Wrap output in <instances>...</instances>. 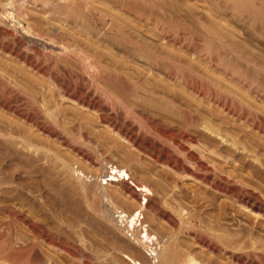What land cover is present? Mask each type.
Returning a JSON list of instances; mask_svg holds the SVG:
<instances>
[{
  "label": "rangeland",
  "instance_id": "374dc122",
  "mask_svg": "<svg viewBox=\"0 0 264 264\" xmlns=\"http://www.w3.org/2000/svg\"><path fill=\"white\" fill-rule=\"evenodd\" d=\"M7 1L0 0V18L5 20V24L0 22V30L8 31L12 36L8 37L0 32V71L6 68L5 75H13L23 86L37 93L36 99L40 100V105L44 97L50 112L47 115L42 108L37 123H45L50 135L38 131L24 120L0 111V264H130L124 258L126 256L134 258L140 264H153L154 260H151L146 250L128 241L115 222L106 220L105 212L110 206L105 202L93 205V198L89 200L84 194L85 187H92L94 190L98 186L97 180L102 176L106 162L125 167L136 183L140 181L149 185L154 197L148 202L144 216L149 223L150 232L158 239L166 241L164 246L177 243L180 251L186 249L192 242L186 234L187 230L195 234L237 240L238 237L224 235L222 229H229L233 234L243 229L253 230L261 238L258 245L264 246V219H253L246 211H238L233 195L219 193L211 187L215 180L214 175L226 177L238 187L246 188L264 200V174L254 172L255 168L250 159L252 154L241 153L240 147V152L234 153L220 144L218 138H207L199 128L195 134L197 146L183 145L195 153L209 172L203 173L194 169L188 173L183 170L175 172L156 165L148 150L123 140L95 120L91 113L71 101L76 85L81 88V92L87 91L91 98L99 99L92 88L81 86L79 79L71 78L64 74L65 72L62 76L63 81L65 80L63 86L69 92L65 94L62 89L55 87L56 68L54 59L51 58L58 54L59 50L51 46L46 37L56 35L54 37L58 36V39H74L83 48L90 47V50H97L101 56H106V45L94 44L78 26L81 21L102 28L99 15L103 13L104 18L108 16L106 19L123 22L128 33L140 32L145 36L154 37L156 29L137 22L136 18L100 0H13L14 3L5 6ZM127 2L139 9H149V6L161 7L162 10L157 9L155 14L167 22L168 30H175L183 38L184 46L180 51L172 46L165 50L204 75L205 79L193 77L195 83L199 84L198 87L204 83L207 88L213 89L218 84L223 90L236 93L253 104L256 99L246 95V89H240V86L230 79L211 69L201 55L206 53L207 45L214 57L220 56L223 61L237 60L234 52L240 51L250 55L248 63L239 62L245 69L252 72L257 65L263 68L264 25L260 24L261 15L257 17L258 20L251 22L246 13L233 14V4L224 3L222 0ZM253 5L256 9H264V0H253ZM65 9H70L74 14L65 13ZM19 12L25 17H19ZM27 23L35 29L39 27L36 32L44 34L43 37L33 38V35L23 31L22 27L25 28ZM215 34L220 36V40L213 36ZM188 43L194 44L197 50L191 52L190 47H186ZM117 60L122 62L120 58ZM123 64L125 73L139 80V84L149 86V89L157 88L159 91L166 89V93L180 100L182 104L186 103L196 116L213 119L229 134L237 136L247 150L257 155L259 162H262L260 164L264 166V139L251 133L241 122L219 113L207 99L193 95L182 83L153 78L131 62ZM58 65L64 69L60 63ZM32 67L49 72L53 81H46L44 77L37 76L38 86L32 84L34 88L31 87L28 78L34 74ZM263 71L264 68L262 74ZM185 77L190 78V74L185 72ZM49 85L50 92L47 90ZM102 86L110 89L107 84ZM4 97L9 96L6 94ZM19 99L20 97L15 95L10 98L13 104L22 108L25 103ZM150 104L133 103V119L124 115L118 108L108 109L107 114L112 115L114 120L118 119L124 127H130L138 140L160 144L182 161L181 154L172 148L171 138L163 137L160 127L155 131L145 128L148 125L154 127L155 123L176 125L152 110ZM100 107L107 110V104L102 101ZM49 116H53L52 119ZM88 117L93 122L87 125L85 119ZM181 129L189 131L183 127L182 122ZM173 134L177 132L174 131ZM19 135L36 143L38 151L17 145L18 140L15 141L14 138ZM59 158L65 159V166ZM74 170L83 171L87 179L78 178L76 173H73ZM97 177L98 179L93 180ZM157 184L162 187V191H156ZM102 187L106 193L115 190V187L108 185ZM228 187L234 188L230 184ZM121 188L134 197L132 188ZM113 204L110 215L116 209L124 210L125 213L128 211V206H122L116 200H113ZM177 211L180 216H177ZM190 216H193L192 219ZM189 219L193 222L190 221V225L187 224ZM11 253L15 255L11 257ZM156 260L159 263L162 261L159 255Z\"/></svg>",
  "mask_w": 264,
  "mask_h": 264
},
{
  "label": "bare ground",
  "instance_id": "6f19581e",
  "mask_svg": "<svg viewBox=\"0 0 264 264\" xmlns=\"http://www.w3.org/2000/svg\"><path fill=\"white\" fill-rule=\"evenodd\" d=\"M100 1L105 2L107 5H111L112 8L117 9L124 14H128L136 18L137 22L142 23L147 27L156 29V34H154L155 36L148 37L140 32L128 33L127 30H125L127 26L123 22L116 19H106L108 16L104 18V14L102 13L103 15H99L101 18L100 23L102 28L92 26L89 22L87 23L85 21H81L78 26L83 29V32L89 36L90 40H92L94 44L106 45V49L108 51L106 56L108 57L103 55L101 56L97 50H90V47L83 48L81 44L74 39L70 41L61 38L58 39V36L54 37L56 35L46 37V40L51 44V46H54L59 50L58 54H55L51 58L54 59V66L56 68L54 79L57 84L55 87L62 89L65 94L69 92L63 86L65 80L63 81L62 76L65 72L64 74L70 76L71 78L75 77L79 79L81 86H84L85 88L87 86L92 88L94 92L98 94L99 99L91 98L87 91L81 92V88L76 85L75 89H73V98L71 101L75 103L76 106L86 110L87 113H91L95 117V120H98L99 123L105 126L106 129L111 132H115L123 140H126L132 145H137L140 149L142 148L146 149V151L148 150L151 160L156 165L167 167L175 172L183 170L185 173H188L193 171L192 169L203 173L209 172L198 160L195 153L183 145L186 144L191 147H196L198 141L195 134L197 133V129L200 128L203 130L207 138H218L220 144L225 145L228 150L236 153L240 152L239 149L241 148V153L252 154L250 159L251 164L255 168L254 172H256V174H264V166L260 164L262 162H259L257 155L254 152L247 150L245 145L240 142V139L237 136L229 134L223 129L224 127L218 125L213 119L196 116L189 109V107L185 105L186 103L182 104L180 100L178 101L170 96L166 93V89L163 88L162 91H159L157 88L149 89L147 88L149 86L146 87L144 84H139V80L137 81L133 76L125 73L123 63H134L140 66L142 71L152 75L153 78H162L165 81L182 83L185 87L189 88L193 95L207 99L208 103H211V105L214 106L219 113H223L226 117H230L231 119H236L241 122L250 130L251 133H254L256 136H260L261 139H264V74H262V69L264 67L261 68L260 65H257L254 67L255 69L250 72L240 64L249 62V54L242 53L240 51L236 53L234 52L238 61L236 59L223 61L220 56L217 57L218 59L215 58L214 54L210 52V48L207 45V47L205 46L206 53L201 55V58H204L205 63L210 65L211 69L217 71V73L222 75L224 78H228L233 83L240 86V89H246L248 91V94L246 93V95H251L256 100L253 101V104H250L240 95L236 93L233 94L229 90H223V87H219L218 84L216 87H213V89L207 88L204 83L198 87L199 84L197 83V85L195 83L193 77L205 79L204 75H201L200 72L198 73L191 67L190 64L181 61V58L176 57L174 54L165 50L167 47L172 46L176 47L180 51L181 49H184V46L182 45L183 38H181L175 30H168L166 28L167 22L163 21L159 15L155 14L157 9H159L158 11L162 10L161 7L153 8L149 6V9H146V7L139 9L131 5L127 2V0ZM222 1L224 3L233 4V14L237 15L246 13L251 22L258 20L257 17L261 15L262 19H260V24L261 26L264 25V9L254 8L253 0ZM14 2L13 0H8L5 6H10ZM65 13L71 15L74 14L70 9H67ZM17 15H19V17L24 16L21 12ZM63 15L65 16V14ZM94 21L92 22L94 23ZM176 21L179 23L178 19ZM0 22L1 24H5V20L1 18ZM179 26L180 25H178V27ZM37 28L35 29L30 23H27L25 28L22 27V30L33 35V38H42L44 34H38L36 32ZM252 30L255 31V29ZM0 32L2 35L8 37L12 36L8 31L0 30ZM213 36H216V34ZM217 38L220 40L219 35ZM188 44L189 45L186 47H190L191 52L197 50L194 44ZM47 55L48 54H46V56ZM103 57L106 58L103 59ZM119 58L122 62L117 60ZM59 63L64 67L63 70L59 68ZM5 69L0 71V111L24 120L36 127L38 131L50 135L45 123L41 122L39 125L37 123L42 108L45 114L48 115V112H50L44 97L42 98L40 105V100L37 101L36 99L37 93H35L32 89L23 86L13 75H5ZM32 71H34V74L28 78L29 85L31 87L38 86L37 76L44 77L46 81H49L50 79L52 80L49 72L42 71L38 67H32ZM185 72L190 74V78L185 77ZM205 83L207 84V81ZM32 84L34 85L32 86ZM103 84H107L110 89H105L102 86ZM50 89L49 85L47 90L50 92ZM6 94H8V98L4 97ZM14 95L20 97L19 100H23L25 103L24 107L21 108L13 104V100L11 101L10 98ZM101 101L107 104V110L101 109ZM135 102L143 105L151 103L150 108L152 110L159 112L165 120L172 121L176 124L175 126H167L165 124L155 123L154 127H150L148 125L145 126V128L150 131H155L157 127H160L162 129V136L165 138H171L172 148L174 151L181 154L183 157L182 161L173 156V153L169 151V149H165L160 144H156L155 142L145 143L142 140H138L130 127H124L118 122V119L114 120L111 118L112 115L109 116L107 114L108 109L113 110L118 108L124 115L133 119L135 118V111L133 109V103ZM50 115L52 114L50 113ZM52 117L50 118L52 119ZM90 117L85 119V123L87 125L93 122ZM181 122L183 127L185 129H189V131L181 129ZM78 128H80V126ZM66 131L68 132V130ZM174 131H176L177 134H173ZM14 140H18L16 143L17 145L24 146L27 149H33L34 152L38 151L36 143H33L31 139H27L22 135H19L14 138ZM45 152H48V150H45ZM59 161L63 166H65V159L59 158ZM91 163L95 162L91 161ZM109 165L114 172H117L116 175H111L109 173ZM73 173H76L78 178L81 177L83 179H87V176L83 171L74 170ZM102 173V176L111 175L109 178L110 180L104 183L101 182L102 176L99 179V176L94 178L93 180L98 179V186L94 188V190L91 185V188L85 187L84 194L88 196V199L93 198L91 201L93 205L95 203L105 202L110 206L105 212L106 220L108 219L111 223L115 222L117 224V220L114 218L113 214L118 209H116L113 213L111 212L110 215V210L114 208L113 200H116V202L122 206H128V211H126V213L129 216L134 215L136 210H143V212H145L148 202L154 197V193L149 185L140 181L136 183L133 180L130 171L118 164L106 162L104 172ZM119 176H122V178ZM124 176H126L130 183L129 181L124 180ZM214 177L215 180L211 187L219 193H230L233 195L238 211H246L248 216H253V219H264V200L260 197V195L255 194L246 188L242 189V187H238L235 183H233V181L226 177H216L215 175ZM196 179L200 180L202 178L196 177ZM81 181L85 183L83 180ZM228 184L232 185V187L234 186V188L230 189ZM107 185L115 187V190L111 193H106L102 186ZM122 186L132 188L135 193L134 197L129 194L130 192L128 193V191H124L121 188ZM156 191H162V187L159 184L156 185ZM245 195H248V197ZM141 200L146 201L144 205H142ZM96 208H94V210ZM132 208L134 209L132 210ZM122 212L125 211L123 210ZM177 213V216H180L178 211ZM190 221L191 220L189 219L187 224L190 225L192 222ZM130 222L132 223V220ZM200 224L201 223L199 222V225ZM118 227L120 231H122L120 225H118ZM222 231L226 236L238 237L237 240L230 241L228 238H222V236L195 234L187 230L186 234L192 239V242L186 249L181 251L179 250V245L177 243L172 244V246H164L166 241L158 239V237L153 235L150 231L148 240H151V243L142 240L131 241L125 237L124 233L123 235L128 241L135 243L138 248L146 250L151 260H154L153 264L159 263V261L156 260L158 255L162 260L159 264H264V246L258 245L261 238L259 235H256L253 230L248 231L243 229V231L236 234L231 233L229 229H222ZM245 240L247 241L245 242ZM14 255L15 254L13 253L11 257ZM8 258L10 259V255ZM17 258L19 259V257ZM124 258L130 264H140L130 256H126Z\"/></svg>",
  "mask_w": 264,
  "mask_h": 264
},
{
  "label": "built area",
  "instance_id": "2783aa9c",
  "mask_svg": "<svg viewBox=\"0 0 264 264\" xmlns=\"http://www.w3.org/2000/svg\"><path fill=\"white\" fill-rule=\"evenodd\" d=\"M108 167H109L108 169L109 173L111 175L117 174V172H114L110 168V165ZM111 175L102 176L101 182L105 183L106 181H109L110 180L109 178L111 177ZM119 177L122 178V176H119ZM124 180H127L126 176H124ZM141 202H142V205H144L146 201L141 200ZM113 216L117 220V224L120 225V227L122 228V231L126 238H128L131 241L142 240V241H147L151 243V240H148L150 226H149V223L145 220L143 210H136L134 212V215L132 216H129L127 213L122 212L121 210H116ZM131 220H132V223L130 222Z\"/></svg>",
  "mask_w": 264,
  "mask_h": 264
}]
</instances>
